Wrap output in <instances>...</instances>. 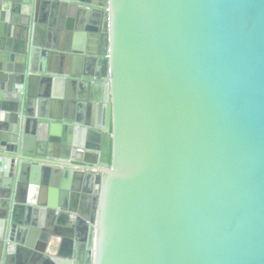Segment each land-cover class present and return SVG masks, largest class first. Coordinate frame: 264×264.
<instances>
[{
    "label": "water",
    "instance_id": "water-1",
    "mask_svg": "<svg viewBox=\"0 0 264 264\" xmlns=\"http://www.w3.org/2000/svg\"><path fill=\"white\" fill-rule=\"evenodd\" d=\"M61 1L0 0V264H264V0Z\"/></svg>",
    "mask_w": 264,
    "mask_h": 264
},
{
    "label": "crops",
    "instance_id": "crops-1",
    "mask_svg": "<svg viewBox=\"0 0 264 264\" xmlns=\"http://www.w3.org/2000/svg\"><path fill=\"white\" fill-rule=\"evenodd\" d=\"M101 1L67 0L66 2L61 1L66 5H71L65 9L57 5L48 7L44 13L46 19L44 36L47 37L49 32L55 33L59 39L64 40V46H70L72 49H81L84 53L102 52V40L104 37L103 31L101 33V30H103V15L91 17L94 9L102 10L99 7ZM93 29H99L100 32H96ZM85 73L86 71L83 74ZM58 79L56 85L61 90L62 98L70 95L73 96L70 98L72 104L85 103L89 106H94L98 110L99 105H101L99 101L103 98V91L98 94V90L90 84L88 87L78 86L77 84L68 85L63 80L67 78L61 76ZM83 191L85 190L83 189ZM81 194L83 195L84 193ZM86 200L84 198V203ZM48 226L45 225V227ZM86 237L88 238L87 235Z\"/></svg>",
    "mask_w": 264,
    "mask_h": 264
}]
</instances>
